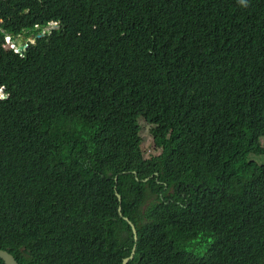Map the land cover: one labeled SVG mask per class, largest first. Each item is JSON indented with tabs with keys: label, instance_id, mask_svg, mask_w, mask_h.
I'll return each instance as SVG.
<instances>
[{
	"label": "trees",
	"instance_id": "16d2710c",
	"mask_svg": "<svg viewBox=\"0 0 264 264\" xmlns=\"http://www.w3.org/2000/svg\"><path fill=\"white\" fill-rule=\"evenodd\" d=\"M251 156L264 0H0V249L20 264H124L136 245L131 264H264Z\"/></svg>",
	"mask_w": 264,
	"mask_h": 264
},
{
	"label": "rangeland",
	"instance_id": "374dc122",
	"mask_svg": "<svg viewBox=\"0 0 264 264\" xmlns=\"http://www.w3.org/2000/svg\"><path fill=\"white\" fill-rule=\"evenodd\" d=\"M9 43L13 44L12 39H9ZM16 43L17 46L19 45L18 47L25 46V37H18ZM10 48H12V46H10ZM140 124L142 128L139 134V137L141 139L140 150L142 152L143 159L148 160L152 157L159 156L161 151L154 147L152 137L149 134L150 125L143 120L140 121ZM250 161L258 163L260 165H264V156H251Z\"/></svg>",
	"mask_w": 264,
	"mask_h": 264
},
{
	"label": "water",
	"instance_id": "95a60500",
	"mask_svg": "<svg viewBox=\"0 0 264 264\" xmlns=\"http://www.w3.org/2000/svg\"><path fill=\"white\" fill-rule=\"evenodd\" d=\"M57 27H58V24L53 23L52 25H50L47 28V30L51 31ZM46 34H47V31H44L38 37H44V36H46ZM27 49H28V46H22L18 49V51L20 53L24 54ZM116 182H117V178H116ZM116 195H117L119 201L121 202V197L117 193H116ZM120 213L123 216V208L122 207H120ZM126 221L132 226L134 234H135V241L138 243L139 242V234H138V230H137L136 226L129 219H126ZM137 249H138V246L136 245V247L134 248L132 256L129 259L125 260L124 264H131V262L135 260V257L137 255ZM0 259L4 260L6 264H20V262L17 260V258L7 250L0 249Z\"/></svg>",
	"mask_w": 264,
	"mask_h": 264
},
{
	"label": "clouds",
	"instance_id": "9594fccd",
	"mask_svg": "<svg viewBox=\"0 0 264 264\" xmlns=\"http://www.w3.org/2000/svg\"><path fill=\"white\" fill-rule=\"evenodd\" d=\"M52 24H53V23H52ZM52 24H51V25H52ZM57 24H58V23H57ZM57 28H58V27H57ZM55 29H56V28H55ZM46 31H48L47 28H46ZM8 38H9V39H12V37H11L10 35H9ZM9 39H8V44H9V45H12V49H13V50H17V53L20 54V52L18 51V49H19L20 47H22V46L18 47V46L15 45V44L9 43ZM4 91H5V89H3V90L1 91V97H2V100H6V99H8V97L5 96Z\"/></svg>",
	"mask_w": 264,
	"mask_h": 264
}]
</instances>
